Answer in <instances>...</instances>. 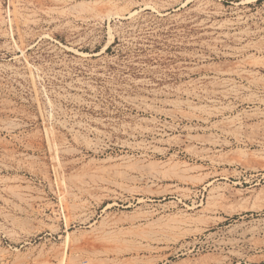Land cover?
<instances>
[{
    "label": "rangeland",
    "instance_id": "374dc122",
    "mask_svg": "<svg viewBox=\"0 0 264 264\" xmlns=\"http://www.w3.org/2000/svg\"><path fill=\"white\" fill-rule=\"evenodd\" d=\"M0 264H264V0H0Z\"/></svg>",
    "mask_w": 264,
    "mask_h": 264
},
{
    "label": "bare ground",
    "instance_id": "6f19581e",
    "mask_svg": "<svg viewBox=\"0 0 264 264\" xmlns=\"http://www.w3.org/2000/svg\"><path fill=\"white\" fill-rule=\"evenodd\" d=\"M220 86H222V84L220 85ZM208 94V93H207ZM191 95V94H190ZM157 103V102H156ZM182 103V102H181ZM169 104V103H168Z\"/></svg>",
    "mask_w": 264,
    "mask_h": 264
}]
</instances>
